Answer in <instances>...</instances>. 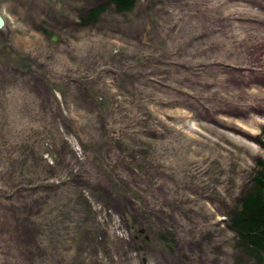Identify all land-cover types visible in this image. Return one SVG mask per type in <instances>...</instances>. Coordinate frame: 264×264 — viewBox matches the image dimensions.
<instances>
[{"label":"rangeland","instance_id":"obj_1","mask_svg":"<svg viewBox=\"0 0 264 264\" xmlns=\"http://www.w3.org/2000/svg\"><path fill=\"white\" fill-rule=\"evenodd\" d=\"M60 5L67 0H0V42L11 46L2 56L25 68L13 76L0 62L2 154L34 159L36 176L52 150L58 168L39 182L73 173L72 190L82 188L41 213L51 242L40 264H251L225 219L252 183L254 157L264 158V0H140L93 27L63 18L69 32L54 39L41 27L52 28ZM45 79L66 84L65 99ZM89 80L112 102L108 123L85 95ZM46 116L54 147L38 124ZM117 136L123 143L110 144ZM24 180L30 194L37 180ZM0 184L13 189L14 179L1 174ZM11 224L0 231L15 237Z\"/></svg>","mask_w":264,"mask_h":264},{"label":"trees","instance_id":"obj_2","mask_svg":"<svg viewBox=\"0 0 264 264\" xmlns=\"http://www.w3.org/2000/svg\"><path fill=\"white\" fill-rule=\"evenodd\" d=\"M76 3L77 0H67V5H60V8L57 9L54 8L52 14H50V17L52 16V28L41 25L43 26L41 27L43 32L47 36H50L55 34L54 31H59L58 29L61 30L63 25L66 27L63 18H66L68 20V24H71L72 26L77 25L78 27H93L96 24H100L104 17L108 19L111 16H113L111 18H114L115 16H128L137 9L140 0H97L94 1V3L82 6L76 5ZM33 5L38 7L34 3L28 4L26 6L27 9L24 11L31 12ZM50 17L47 16L46 19ZM53 19L59 22L61 26L54 24ZM128 20L131 26H133L132 21L130 19ZM62 30L63 33L69 32L65 28ZM8 47L11 46H8L6 41L0 42V62L5 65L3 71L5 70L13 76H25V68L23 65L19 64L18 62H15L17 64H11L13 60L2 56L10 51V48ZM140 58L143 59L142 57ZM143 65H145L146 69L151 67L149 61ZM151 69H157V65L153 66ZM34 79H36V77ZM44 81L48 84V88L51 89L53 95H55L57 102H60V96L62 99H65L66 84L51 82L47 79ZM81 85L83 86L85 95H87L86 97L90 99L89 101H96L100 105L103 112H105V119H103L105 123H108V121H106V119H109L107 113L113 108L112 102L109 101V99H107V95H105L106 92L102 93L94 90L93 86L95 84L93 80H89L84 84H82L81 81ZM139 95L141 96V93H139ZM141 100H144V98L141 97ZM140 104L134 105L137 108L140 106ZM146 114L148 113L146 112ZM41 119V121H38L39 126L41 125L40 128L43 129L44 133L46 132L51 138H48L49 142L53 145L52 141H54L56 144L58 139L54 138V134L56 135V132H54V124L52 120L48 116H46L44 119ZM47 122L52 125L54 134L50 130ZM55 127L60 135L59 128L56 125ZM34 131V134L31 136L33 137V135H35V138L37 139L36 135L40 133V130L38 128H34ZM63 136L64 135L61 136L60 141H66L64 140ZM46 139L47 138H44L45 141ZM114 139L115 141H111V143L109 141L107 142L115 145H120L123 143L119 136L115 137ZM30 140L31 139L28 137L24 140H21L19 143L22 146H25L26 144L30 146ZM3 150L4 149L1 146L0 175L6 174V176H9V178L14 179V188H5L0 184V213L4 215V217H0V225H9L12 223L17 229L15 230V237H12V235L7 233L9 231H0V242L4 245L0 252V258L5 261L7 260L10 262V264H22L23 261L27 264H40L38 260L48 256L46 253L49 249L48 245H50L51 242L47 239L46 234L48 231L41 220V213L50 212V206L53 204V202H55L56 210L58 207L56 206V203L58 200L63 198L64 194H67L65 198H73L74 196L75 199V196L79 195L78 191L81 193L82 188L75 187V192L72 190L73 185L71 184V176L73 173L69 177H59L60 179L58 181L55 180L49 183L41 181L39 182V174L44 175L52 173L54 169L58 168L57 155L54 154L52 150L50 158L47 159L42 155L44 158V166H46V168L43 166V170H39V172H37L38 175L36 176L32 170L34 166H32V163L35 162L34 159L23 158L22 162L16 159L8 160L2 154ZM37 155L38 153L35 152L36 158H38ZM254 158L255 163L251 166V172H249L247 176L249 180H252V183L251 185L249 184V187L246 186L247 188L245 186V188L242 187L239 191L240 195L238 198H236L235 202L233 200V204L231 203L230 205H227L229 210L227 211L225 223L227 224L228 228L234 232V245L236 249L238 248L240 251V258H248L249 261H251V264H264V158L261 156ZM256 167H258V169ZM252 172L253 175L251 176ZM25 175L31 178H36L37 180L34 189H30L32 190L30 194H27L28 192L24 193V191L28 189L21 185ZM77 175L79 176V174ZM43 179H48V177H43ZM59 203L61 204V201H59ZM46 208L49 209L46 210ZM60 217H63V215ZM60 222L62 223L63 221ZM77 229L80 230L79 223L76 230ZM3 235L10 236L4 237ZM160 239L167 250L172 251L175 249V242L172 238H169L166 235H161ZM52 255L53 256L51 257L53 258L55 255H57V253ZM2 256L6 259L2 258ZM50 259L51 258L49 257L48 260ZM70 260V263H67L69 261L67 260V262H64V264H73V262H75L74 259ZM5 264H7V262Z\"/></svg>","mask_w":264,"mask_h":264},{"label":"water","instance_id":"obj_3","mask_svg":"<svg viewBox=\"0 0 264 264\" xmlns=\"http://www.w3.org/2000/svg\"><path fill=\"white\" fill-rule=\"evenodd\" d=\"M2 25H3V17L1 16V13H0V28ZM53 38L56 39L57 35H54Z\"/></svg>","mask_w":264,"mask_h":264},{"label":"bare ground","instance_id":"obj_4","mask_svg":"<svg viewBox=\"0 0 264 264\" xmlns=\"http://www.w3.org/2000/svg\"><path fill=\"white\" fill-rule=\"evenodd\" d=\"M1 16L3 17V25L1 26V28H2L5 25V19H4V16L2 15V13H1ZM54 35H56V34H54Z\"/></svg>","mask_w":264,"mask_h":264}]
</instances>
